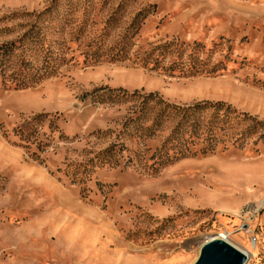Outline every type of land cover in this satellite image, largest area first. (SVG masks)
Returning a JSON list of instances; mask_svg holds the SVG:
<instances>
[{
  "label": "rangeland",
  "instance_id": "rangeland-1",
  "mask_svg": "<svg viewBox=\"0 0 264 264\" xmlns=\"http://www.w3.org/2000/svg\"><path fill=\"white\" fill-rule=\"evenodd\" d=\"M6 46L0 264H193L220 233L264 264V0H0ZM102 86L246 115L174 156L176 120L85 98Z\"/></svg>",
  "mask_w": 264,
  "mask_h": 264
},
{
  "label": "trees",
  "instance_id": "trees-1",
  "mask_svg": "<svg viewBox=\"0 0 264 264\" xmlns=\"http://www.w3.org/2000/svg\"><path fill=\"white\" fill-rule=\"evenodd\" d=\"M13 44V43H12ZM8 46L4 47L0 54L2 56H5L8 53ZM124 50V48H122ZM119 50V51H122ZM148 58V57H147ZM148 60L145 59L142 65L147 66ZM152 69H157V62L152 66ZM52 74V71L45 69L43 76H49ZM34 82V80H33ZM32 81H26L23 85H18L22 87L29 86L30 83H33ZM85 98L88 96H94V99L98 101L99 103H115V102H122V101H134L138 103L137 109L134 111V115L131 118L133 119H140L145 116V114L154 107H157V111L153 117L151 126L152 128H160L162 124L169 120H176L174 127L167 137V139L164 141V144L162 145L161 149L167 148L169 144L173 146V149L175 150L174 156H185L186 152L183 148L176 151V143L180 140L181 137H183L186 133V128H188L191 133L198 132L199 129L205 128V133L207 134V141L210 142V139L212 137V132L215 126V123L220 116L221 112H224V115L227 116L231 113H239L237 109L233 108L232 105L226 104L224 102L218 101V102H210V101H200L196 102L192 105H181L177 103H172L169 101H166L161 95L158 93H143L142 91L135 90L132 93H129L127 90H124L122 88L119 89H111L107 86H102L99 88H96L90 93H87L84 95ZM93 98V97H92ZM212 109V113L208 119V121L203 122V118L198 116L199 113L203 112L204 110ZM239 115H246V113H239ZM252 118V121L254 124L250 125L246 131L251 133L252 130L256 127L257 124H261L262 121L256 120L255 118L249 116ZM113 146H110L104 150V153H109L113 148ZM171 148V147H170ZM210 148L206 144L203 148V153H207Z\"/></svg>",
  "mask_w": 264,
  "mask_h": 264
},
{
  "label": "water",
  "instance_id": "water-1",
  "mask_svg": "<svg viewBox=\"0 0 264 264\" xmlns=\"http://www.w3.org/2000/svg\"><path fill=\"white\" fill-rule=\"evenodd\" d=\"M248 255L230 242L214 237L206 241L193 264H246Z\"/></svg>",
  "mask_w": 264,
  "mask_h": 264
},
{
  "label": "built area",
  "instance_id": "built-area-1",
  "mask_svg": "<svg viewBox=\"0 0 264 264\" xmlns=\"http://www.w3.org/2000/svg\"><path fill=\"white\" fill-rule=\"evenodd\" d=\"M217 237L222 238L228 242L230 241L229 235L227 233H220V235Z\"/></svg>",
  "mask_w": 264,
  "mask_h": 264
},
{
  "label": "bare ground",
  "instance_id": "bare-ground-1",
  "mask_svg": "<svg viewBox=\"0 0 264 264\" xmlns=\"http://www.w3.org/2000/svg\"><path fill=\"white\" fill-rule=\"evenodd\" d=\"M220 234H218L217 236H219ZM217 236H212L211 237V239L212 238H214V237H217ZM230 243H231V241H229ZM232 244V243H231ZM234 245V244H233ZM235 246V245H234ZM237 247V246H236ZM238 249H240L239 247H237ZM241 251H243V252H245L248 256H250V254L247 252V251H245V250H243V249H240Z\"/></svg>",
  "mask_w": 264,
  "mask_h": 264
}]
</instances>
